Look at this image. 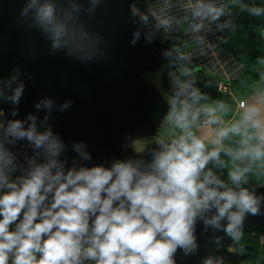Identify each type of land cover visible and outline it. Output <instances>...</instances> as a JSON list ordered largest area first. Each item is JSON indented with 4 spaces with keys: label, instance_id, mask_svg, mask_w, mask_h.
Returning a JSON list of instances; mask_svg holds the SVG:
<instances>
[{
    "label": "clouds",
    "instance_id": "9594fccd",
    "mask_svg": "<svg viewBox=\"0 0 264 264\" xmlns=\"http://www.w3.org/2000/svg\"><path fill=\"white\" fill-rule=\"evenodd\" d=\"M29 9L58 42L63 28L52 4L28 0L21 15ZM221 11L211 5L206 8L213 18ZM260 11L252 9L254 14ZM21 92L22 86L14 90L13 103H18ZM173 119L183 134L162 144L144 168L132 160H116L111 167L67 170L57 159L63 145L50 130L38 131L35 117H29L27 128L18 119L10 121L6 135L43 148L46 162L33 164L26 175L9 180L15 170L13 157L0 144V188L7 189L0 193V264L10 260L11 264H175L177 249L185 254L196 249L198 218L217 228L226 220L224 231L238 241L245 216L259 215L264 197L240 186L247 169L229 173L235 188L205 172L208 162L218 159L219 150L206 151L204 141L188 131L187 108L174 112ZM229 131L239 129L222 130L219 136ZM241 155L264 157V143ZM205 264L213 262L208 259Z\"/></svg>",
    "mask_w": 264,
    "mask_h": 264
},
{
    "label": "water",
    "instance_id": "95a60500",
    "mask_svg": "<svg viewBox=\"0 0 264 264\" xmlns=\"http://www.w3.org/2000/svg\"><path fill=\"white\" fill-rule=\"evenodd\" d=\"M128 1L38 0L54 8L63 28L57 42L51 30L34 18L32 9L21 15L28 0H0V83L4 84L0 88V144L12 154V180L26 175L33 164L46 162L43 148L26 138L6 135L10 121L18 119L27 128L30 116L35 117L38 131L50 130L63 145L57 159L65 170L111 167L116 160H131L120 143L121 135L136 126L140 112L157 110L161 102L146 83L129 76L128 66L134 59H170L178 53L168 42L136 37V15L128 9ZM18 86H22L21 96L13 103L10 97ZM189 113L191 118L195 114L192 120L207 118L211 127H217L215 111L191 106ZM152 159L146 158L141 167ZM249 191L264 197V184ZM213 214L214 210L207 213ZM226 222L221 220L217 228L198 218L196 249L188 254L177 249L175 264H205L208 259L213 264H235L242 255L225 248L232 240L224 231ZM256 225L264 229V200L259 215L245 216L242 231Z\"/></svg>",
    "mask_w": 264,
    "mask_h": 264
},
{
    "label": "rangeland",
    "instance_id": "374dc122",
    "mask_svg": "<svg viewBox=\"0 0 264 264\" xmlns=\"http://www.w3.org/2000/svg\"><path fill=\"white\" fill-rule=\"evenodd\" d=\"M140 3V0H129L127 2L128 9L136 15L135 19L137 23L134 26L136 37L151 43L156 42L163 44L164 42H168L171 48L178 53L177 58L170 59L159 58L154 61L150 59H134L128 66L129 76L146 83L150 92L156 95L161 102V107L157 108V110L140 112L136 126L124 132L120 137V143L127 152L129 158L133 162H138L141 166L146 158L153 156L155 152L162 150V144L167 145L173 139L183 134L181 129L175 125L173 113L194 104L195 99L193 98H196L200 92H204L206 89L205 87L208 85L213 84L214 86L215 78L204 68H194L188 62L186 50L192 45V42H189L187 47H180L176 44L174 38L179 35L185 23H182L176 32L163 36L151 27L149 21L144 17ZM169 62L174 64V68L168 76V84L181 96V99L178 102L169 96L160 84V73L162 68ZM16 74L17 71H15L12 77ZM176 80H179L181 83L176 84ZM3 85L4 84L0 83V88ZM234 86L233 96L237 97L240 95L239 92H242V80L239 79ZM249 89L259 91L261 96L259 105L249 110L246 109L245 112L247 113H241L240 110L238 112L233 110V105L226 102L223 107H217V113L223 120L230 115L231 117H234L235 121L251 120L253 123L256 122L255 124L259 125L257 126V129L260 132L261 137H264V79L258 77L250 78ZM253 109L257 111L253 112ZM2 115L3 109H0V125L3 124ZM246 116L248 118H246ZM189 120L190 127L188 131L197 137L190 113ZM223 120L219 124V127L223 125ZM9 180H12L11 172L9 173ZM227 186L235 188L232 183H229ZM240 186L246 187L242 184ZM3 190L6 191L7 189L0 188L1 192ZM259 241H264V235H260ZM238 245L239 244L236 243L234 244L233 240H231L225 248L242 255V257L235 259V264H244L243 260L248 251L241 245ZM217 246L218 245H214V248L216 249ZM9 264H11V260L9 261Z\"/></svg>",
    "mask_w": 264,
    "mask_h": 264
},
{
    "label": "built area",
    "instance_id": "2783aa9c",
    "mask_svg": "<svg viewBox=\"0 0 264 264\" xmlns=\"http://www.w3.org/2000/svg\"><path fill=\"white\" fill-rule=\"evenodd\" d=\"M144 17L151 27L163 36L176 32L182 23L183 29L174 38L180 47H187L188 62L195 68H204L215 78V88L221 92L232 91V81L240 74L242 65L233 55L223 48L216 37L215 29L217 19L206 12L211 5L221 9L225 8V0H140ZM200 9V14H196ZM181 42V43H180ZM180 84L179 80L175 81ZM244 106L243 99L236 103ZM201 123H208L207 118L200 119ZM216 133L217 128H215Z\"/></svg>",
    "mask_w": 264,
    "mask_h": 264
},
{
    "label": "crops",
    "instance_id": "0c3cea01",
    "mask_svg": "<svg viewBox=\"0 0 264 264\" xmlns=\"http://www.w3.org/2000/svg\"><path fill=\"white\" fill-rule=\"evenodd\" d=\"M237 81L239 79L236 78L232 81V91L230 93L217 90L213 84L208 85L205 87L204 92H200L196 98H193L195 99V103L188 107H206L211 111H215L218 117L217 133L215 128L211 127L208 123H201L200 120L192 121L197 137L205 143L206 151H212L213 149L219 150L218 159H211L206 165L205 172L211 171L225 185H228L231 183L229 179V173L231 171L247 169L241 184L249 188H254L264 184V157L254 159L251 155H241V153L250 146L259 145L264 142L261 140V134L257 129L256 122L253 123L251 120L235 121L234 117L230 115L223 120L217 113V107H223L226 102L233 105V110L236 112L240 110L241 113H244L246 109L249 110L259 105L261 96L259 91L249 89V79L242 80V92H239L240 95L237 97L233 96L234 85ZM216 94L220 97L217 98ZM239 99L244 100V106L239 107L236 104ZM222 120L224 123L219 127ZM235 124L239 125L237 137H234L232 131H229L224 137L219 136L222 130L231 129Z\"/></svg>",
    "mask_w": 264,
    "mask_h": 264
},
{
    "label": "trees",
    "instance_id": "16d2710c",
    "mask_svg": "<svg viewBox=\"0 0 264 264\" xmlns=\"http://www.w3.org/2000/svg\"><path fill=\"white\" fill-rule=\"evenodd\" d=\"M253 8L261 11L254 14ZM215 34L223 48L242 65L236 79H264V0H225V8L217 19ZM173 68L172 62L164 65L160 73V84L178 102L181 96L168 84V76ZM185 108L189 111L188 107ZM233 127L239 128V125L235 124ZM233 135L238 136L237 132H233ZM260 235H264L262 227L248 226L242 231L238 241L232 239L234 244H239L248 251L244 264H264V241H259Z\"/></svg>",
    "mask_w": 264,
    "mask_h": 264
},
{
    "label": "bare ground",
    "instance_id": "6f19581e",
    "mask_svg": "<svg viewBox=\"0 0 264 264\" xmlns=\"http://www.w3.org/2000/svg\"><path fill=\"white\" fill-rule=\"evenodd\" d=\"M3 125V124H2Z\"/></svg>",
    "mask_w": 264,
    "mask_h": 264
}]
</instances>
